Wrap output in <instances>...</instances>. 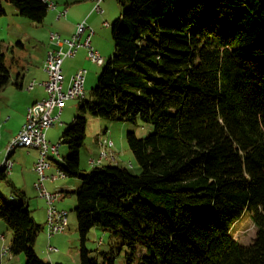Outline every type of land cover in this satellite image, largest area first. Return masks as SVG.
<instances>
[{"label": "trees", "instance_id": "16d2710c", "mask_svg": "<svg viewBox=\"0 0 264 264\" xmlns=\"http://www.w3.org/2000/svg\"><path fill=\"white\" fill-rule=\"evenodd\" d=\"M5 1L35 23L48 11L41 0ZM117 2L128 7L111 24L112 55L59 138L57 167L79 180L60 191L75 199L79 264H113L122 246L127 264H264V0ZM9 79L0 48V89ZM87 115L152 126L145 138L126 133L137 174L80 170ZM7 176L0 165V182ZM243 215L256 230L248 245L230 234ZM0 220L9 254L49 264L33 249L42 225L26 201L0 196ZM91 229L119 245L89 256Z\"/></svg>", "mask_w": 264, "mask_h": 264}, {"label": "rangeland", "instance_id": "374dc122", "mask_svg": "<svg viewBox=\"0 0 264 264\" xmlns=\"http://www.w3.org/2000/svg\"><path fill=\"white\" fill-rule=\"evenodd\" d=\"M74 4V1L69 3L70 6ZM0 7L4 12L0 16V48L4 55V65L10 75L8 83L0 89V133L2 134L3 140L0 143L1 164L6 156V147L9 146L11 139L17 134L24 123L28 105L32 99H39L41 97L39 94V89L41 88L36 86L33 91H27V87L30 83L34 81L38 83L45 78L41 60L44 52L50 45V33H57L55 29L57 22L55 21L56 13L52 10L47 11L42 23H35L19 15L17 9L5 0H0ZM57 7L62 8V3L58 4ZM127 7V5L122 6L117 0H103L101 3V8L104 13L100 17L102 20L108 22V26L102 25L101 20L99 30L92 36L93 46L95 41L102 44V48L99 50L103 61L102 65L100 64L101 66L89 60H84L80 57L79 53L77 56H74L75 58L67 59L63 64V68H68L70 72H75L78 69L86 70L83 78L85 100L90 98V91L95 85L97 75L105 65L107 59L112 55L113 42L110 37L111 24ZM17 75L23 76V86L21 88L16 83ZM80 102L77 100L68 102L67 109L60 116L59 120L61 123L56 122L47 132V141L50 140V143H57L59 141L63 130L67 128L72 118L77 115V107ZM105 130L106 136L103 133ZM152 131L153 128L151 125L142 123L139 120H136L135 123H129L126 121L105 120L87 115L85 117L83 145L79 150L80 170L87 171L91 168L88 165V160H95L100 154L98 141L108 139L112 141L110 150L117 154L121 166L132 174H137V163L132 153L128 150L126 133L132 132L138 138H145ZM107 151L109 150L106 149ZM66 153L67 146L60 144L58 156L51 158L52 168L47 173L53 172L57 165H64L63 158ZM34 158L35 153L33 150L21 147L14 149L13 154L9 158L12 165L7 179L0 182V196L13 204L26 201L34 221L42 225L43 221H45V205L37 197V192L33 187L35 175L31 170V163ZM78 185L79 180L75 177H65L53 183L45 182V187L48 191H59L58 189L60 188L62 191H72ZM74 205L75 199L73 195L67 194L63 196L60 192V199L57 201L56 207L67 213L65 230L62 234L55 235L48 241L45 229L42 227L33 243V249L40 259L45 255H50L55 257V261H53L55 263L53 264H79V242L73 210ZM255 232L256 230L251 220L243 215L232 225L230 234L239 244L248 245L254 239ZM0 236H3V239L0 237L1 263L14 264L18 258L24 260L21 254L11 255L7 253L5 256H1L2 248H7L11 239L10 231L1 220ZM109 244L119 245V239L115 238L108 231L91 229L86 235L84 247L89 251V256H97L98 252L106 251L109 248ZM46 245L55 247L58 252L46 254ZM136 248V257L144 254V250L139 245ZM11 258L14 259L10 261ZM56 260H59V263H56ZM43 261L47 263L46 258ZM113 264H127L126 248L124 246L118 250ZM130 264H137V260H134Z\"/></svg>", "mask_w": 264, "mask_h": 264}, {"label": "built area", "instance_id": "2783aa9c", "mask_svg": "<svg viewBox=\"0 0 264 264\" xmlns=\"http://www.w3.org/2000/svg\"><path fill=\"white\" fill-rule=\"evenodd\" d=\"M41 1L46 5V1ZM102 2L103 0H93L92 12L99 15L103 14V9L101 8ZM46 7L52 11L57 8V6ZM65 13L66 9L58 12L56 19L64 16ZM92 35V29L84 21L76 25L74 33L69 38H62L57 33H50L49 41L52 48L45 53L42 61L45 79L38 83L34 81L31 88L27 90L32 91L36 86H39L43 89L44 96L27 107L24 123L18 134L11 139L9 146L6 147V156L2 161L6 173L9 174L12 163L6 157L11 151H14L16 147L36 150L37 156L31 168L35 175L33 187L37 192V197L45 205L44 229L48 241L54 235L64 232L65 211L56 207L60 194H57V191H48L45 187V182L53 183L66 176L58 167L53 172L47 173L52 168L51 158L57 157L60 141L57 143L47 141L46 131L53 127L56 122L61 123L59 120L61 111L67 102L84 99V89H81L80 73L86 72V70L78 69L73 72L64 86L61 65L64 59L73 58L79 49H85L86 60L100 65L101 56L90 44ZM104 144H109V150L111 149L110 140L105 139ZM88 165L90 167H100L99 161H93L92 159L88 160ZM45 250L47 253L58 252L51 245H46ZM7 253H9L7 248L3 247L1 256H5Z\"/></svg>", "mask_w": 264, "mask_h": 264}, {"label": "crops", "instance_id": "0c3cea01", "mask_svg": "<svg viewBox=\"0 0 264 264\" xmlns=\"http://www.w3.org/2000/svg\"><path fill=\"white\" fill-rule=\"evenodd\" d=\"M75 2V4L74 5H72V6H70L69 5V3H71V2ZM81 0H77V1H75V0H57V2H58V4H60V3H62V8H59V7H57L54 11H55V13H56V15H55V21L57 22L56 24H55V29L57 30V33H58V35L60 36V37H62V38H69L73 33H74V31H75V29H76V25L77 24H79V23H81V22H85V24L88 26V27H90L91 29H92V31H93V35L95 34V32L96 31H98L99 30V23L101 22V20H102V18L100 17V15L99 14H97V13H95V12H92V8H93V0H83V1H81ZM57 4V5H58ZM63 9H66V13H65V15L64 16H62V17H60V18H58V19H56V16H57V13L58 12H61ZM103 13H104V11H103ZM102 15V14H101ZM104 23H106V26H108V22L107 21H104V20H102V25H104ZM92 35V36H93ZM92 36H91V38H90V44H91V46H92V48L94 49V50H96L98 53H99V50L102 48V44H99L97 41H95L94 42V46L92 45ZM81 39H82V37H81ZM52 48V46L51 45H49L48 47H47V49H46V51L44 52V54H43V56H42V60L41 61H43V59H44V56H45V53L49 50V49H51ZM79 53V55H80V57H82L84 60H86V58H85V54H86V51H85V49H79L78 51H77V53H76V55L75 56H77V54ZM99 55H100V53H99ZM75 58V57H74ZM71 59H73V58H71ZM67 59H64L63 60V62H62V65H61V69H62V75H63V84H64V86L67 84V81H68V78H69V76L74 72V71H72V72H70L69 70H68V68H63V64H64V62L66 61ZM101 66V65H100ZM45 79V78H44ZM43 80V79H42ZM34 81V80H33ZM16 83H17V86L19 87V88H21L22 86H23V76H21V75H17V77H16ZM39 87V86H38ZM39 88H41V87H39ZM34 90V89H33ZM32 90V91H33ZM40 90V92H39V94L41 95V97L39 98V99H37V98H34V99H32L31 100V102H30V104L28 105V106H30V105H32V104H34L36 101H38V100H40L43 96H44V93H43V89L41 88V89H39ZM70 102V101H69ZM68 104V102L65 104V106H64V108L62 109V111H61V115H62V113L67 109V105ZM60 115V116H61ZM52 128V127H51ZM20 130V129H19ZM50 130V128L46 131V134H47V132ZM18 133V132H17ZM104 134L106 133V130L103 132ZM107 134H105V136H106ZM3 140H2V134L0 133V143L2 142ZM48 141H50V140H48ZM6 147V146H5ZM29 150H33L34 151V153H35V158H34V160L32 161V163H31V167H32V165H33V163H34V161H35V159H36V156H37V152H36V150H34V149H29ZM14 152V151H13ZM107 153H108V156H109V158H106V159H104L103 161H105L104 163H101V166H106V165H112V166H120V167H122L121 166V164H120V162H119V158L117 157V154H115L113 151H111V150H109V151H107ZM13 154V153H12ZM111 155V156H110ZM102 161V162H103ZM130 164V163H129ZM131 165V164H130ZM59 191H62L61 190V188L60 189H58ZM32 215V214H31ZM33 217V216H32ZM44 222L45 221H43V224H42V227H44ZM95 232V231H94ZM55 236V235H54ZM2 239H3V236H0ZM51 239V238H50ZM8 246H9V244H8ZM45 252H46V250H45ZM46 254H49V253H47L46 252ZM41 257H42V255H41ZM17 258V257H16ZM44 258H46L47 259V263H49V264H53V263H55V262H53V261H55V257H52V256H50V255H45L43 258H41V259H43L44 260ZM10 259V258H9ZM8 259V260H9ZM14 258H11V260L10 261H12ZM59 260H56V263H59L58 262ZM23 262H24V260L22 259V258H18L17 259V262L16 263H14V264H23Z\"/></svg>", "mask_w": 264, "mask_h": 264}, {"label": "bare ground", "instance_id": "6f19581e", "mask_svg": "<svg viewBox=\"0 0 264 264\" xmlns=\"http://www.w3.org/2000/svg\"><path fill=\"white\" fill-rule=\"evenodd\" d=\"M43 1H46V6H57V0H43ZM104 25H106V24H104ZM102 59L100 58V64H102ZM84 74H85V72H81L80 73V80H81V89H83V78H84ZM33 83L34 82H32V83H30L29 85H28V87H27V89L28 88H31V86L33 85ZM18 134V133H17ZM106 140H108V139H106ZM111 142V146H112V141H110ZM105 143V139H103V140H100V141H98V146H99V148H100V154H99V156H98V158L97 159H92L93 161H99V165L101 166V163H102V161L104 160V159H106V158H109V156H108V153L106 152V149H108L109 150V144H104ZM60 147V143H59V146H58V148ZM57 156H58V150H57ZM111 156V155H110ZM1 166H2V163L0 164ZM57 194H60V192L59 191H57ZM66 217H67V213L66 212H64V224H65V222H66ZM58 251V250H57Z\"/></svg>", "mask_w": 264, "mask_h": 264}]
</instances>
